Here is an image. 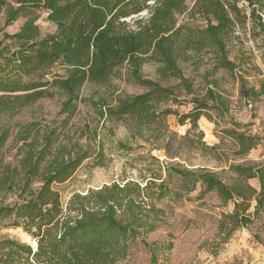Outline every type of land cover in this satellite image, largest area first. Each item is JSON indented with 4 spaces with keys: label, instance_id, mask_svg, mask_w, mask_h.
Instances as JSON below:
<instances>
[{
    "label": "trees",
    "instance_id": "1",
    "mask_svg": "<svg viewBox=\"0 0 264 264\" xmlns=\"http://www.w3.org/2000/svg\"><path fill=\"white\" fill-rule=\"evenodd\" d=\"M186 1L0 0V14L6 13L7 24L27 18L17 34L5 37L15 42V49L0 40V114L17 112L53 97L52 91H57L65 96L61 114L70 117L80 103L90 102L101 118L126 122L134 140L154 144V150L166 151L170 159L180 158L183 142L199 130L202 116L213 121L212 111L224 115L230 110L228 99L215 90V80L199 92L180 64L210 56L213 72L235 73L238 66L229 58L228 44L237 26L244 27L252 19L264 32V0H195L191 9ZM39 11L56 25L54 34L40 35L36 26ZM145 11L149 12L147 19L136 21L134 27L128 25L127 19ZM186 14L189 20L180 23L179 17ZM148 63L157 66L156 79L144 77L142 69ZM57 64L65 67V76L46 79L45 73ZM114 78L137 85L143 92L127 95L111 90L108 96L82 97L86 84L109 87ZM240 82L244 99L264 94V83L258 91L247 89L242 76ZM185 103L193 104L187 114L171 108L172 104ZM171 115H176L181 125L191 124L179 140L167 123ZM226 135L235 143V154L240 158L260 142L258 136L236 129L227 130ZM7 137V133L2 135L0 146ZM203 138L199 130L198 151L221 160L217 148L207 146ZM53 143L48 138L41 149L32 143L21 160V171L4 168L0 185L16 193L17 199L0 206V221L23 228L37 241V247L4 239L0 242V264H118L127 257L130 243L141 230L154 231L162 221L163 210L157 204L167 196L164 181L157 184L148 180L144 187L135 182L105 186L74 195L64 208L53 186L68 181L92 153L90 146L76 142L71 150L58 148L51 158ZM48 157L51 160L47 161ZM228 168L231 176L227 181L204 167L170 166L168 171L193 188L200 184L204 193H215L225 205H234L233 213L225 216L233 224L231 235L251 222L248 211L253 202V215L264 212V162L230 164ZM253 179L259 181V190L250 185ZM35 181L40 183L38 188L33 186ZM154 187L159 189L156 195L150 193ZM151 264H157L155 250Z\"/></svg>",
    "mask_w": 264,
    "mask_h": 264
},
{
    "label": "rangeland",
    "instance_id": "2",
    "mask_svg": "<svg viewBox=\"0 0 264 264\" xmlns=\"http://www.w3.org/2000/svg\"><path fill=\"white\" fill-rule=\"evenodd\" d=\"M194 2L195 0L186 1L189 9L193 7ZM36 14L39 15L36 26L40 35L44 37L54 34L57 27L47 20V14L44 11ZM247 14L249 15V12ZM148 17L149 12L145 11L126 21L130 27H134L136 21ZM188 20L187 14L179 17L180 23ZM26 21L27 18L20 17L7 24L6 13L2 12L0 40L15 49V42L5 40V37L17 34ZM197 22L201 24V21ZM228 55L238 66L235 73L226 70L213 72L210 56L198 57L191 62L180 64L184 75L193 82L197 91L204 92L210 82L215 80V90L229 101L228 114L221 115L212 111L213 121L202 116L198 122L199 130L204 133L202 142L209 147H216L221 160L203 156L198 151L201 147V144L199 146L197 143L199 130L192 132L187 141L183 142L181 157L170 159L166 151L154 150V144L140 139L134 140L126 122L98 116L90 102L80 103L77 112L70 117L61 114L65 96L52 91L54 96L51 98L41 99L14 113L0 114V139L4 133L8 134L4 144L0 146V179L6 166L22 170L21 160L32 143L41 149L44 141L50 138L54 142L50 156L52 158L58 148L71 150L72 145L79 142L80 146H90L92 157L85 161L68 181L53 186L54 190L59 192L64 208L76 194L86 195L90 191L113 184L135 182L144 187L148 180H154L157 184L164 181L167 188V196L157 204L163 210L162 221L154 231L141 230L140 235L130 243L127 257L118 264H151L154 250L157 264L264 262V212L253 215L255 202L248 211V214H251V222L245 227H238L229 235L233 224L225 216L233 213L234 205H225L215 193H204L200 184L193 188L192 184L181 177L174 174L170 176L168 171L170 166L189 169L204 167L218 173L227 181L231 176L228 168L230 164L264 162V94L249 100L240 94L241 76L247 89L254 88L259 91L264 83V32L256 22L249 19L244 27L237 26L228 44ZM156 70V65L148 63L143 66L142 73L146 78L156 79ZM65 74V67L57 64L45 73V78L51 80L55 76ZM170 84H175V81ZM111 90L127 95L143 92V88L137 85L114 78L109 87L86 84L81 90V95L84 99H91L100 94L108 96ZM171 108L182 115L189 113L193 104H172ZM232 122L241 126L236 127ZM167 123L175 133L176 140L185 137L191 129L189 121L185 125L179 124L176 115L169 116ZM231 129L260 138L258 146L245 158L235 154V143L226 135V131ZM56 131V135H53ZM121 144H124V147ZM176 147L175 144L174 150ZM50 157L47 161L51 160ZM45 166L43 165V168ZM249 183L255 189H260L257 179L250 180ZM33 186L38 188L40 183L35 181ZM158 192L157 187L150 190L154 195ZM16 199V193L0 185V206L11 205ZM9 224L0 221V242L4 239H14L36 249V240L23 228L11 227Z\"/></svg>",
    "mask_w": 264,
    "mask_h": 264
},
{
    "label": "bare ground",
    "instance_id": "3",
    "mask_svg": "<svg viewBox=\"0 0 264 264\" xmlns=\"http://www.w3.org/2000/svg\"><path fill=\"white\" fill-rule=\"evenodd\" d=\"M259 264H264V262H261V263H259Z\"/></svg>",
    "mask_w": 264,
    "mask_h": 264
}]
</instances>
